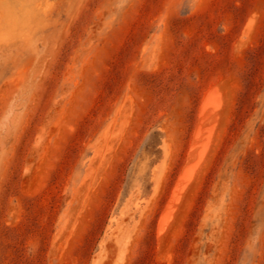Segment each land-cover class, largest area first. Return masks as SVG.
<instances>
[{"label":"rangeland","instance_id":"374dc122","mask_svg":"<svg viewBox=\"0 0 264 264\" xmlns=\"http://www.w3.org/2000/svg\"><path fill=\"white\" fill-rule=\"evenodd\" d=\"M0 264H264V0H0Z\"/></svg>","mask_w":264,"mask_h":264},{"label":"bare ground","instance_id":"6f19581e","mask_svg":"<svg viewBox=\"0 0 264 264\" xmlns=\"http://www.w3.org/2000/svg\"><path fill=\"white\" fill-rule=\"evenodd\" d=\"M226 98V97H225ZM226 100V99H225ZM206 103V102H205ZM221 104V103H220ZM216 106V105H215ZM216 122V121H215ZM208 130V129H207ZM202 133V132H201ZM215 133V132H214ZM199 135V134H198ZM202 139V138H201ZM206 139V138H205ZM196 142H197V140H196ZM207 149V148H206ZM209 152V151H208ZM185 171V170H184ZM193 173V172H192ZM190 174V175H193V174ZM188 178V177H187ZM188 182V181H187ZM166 225H168V224H166ZM163 227V226H162Z\"/></svg>","mask_w":264,"mask_h":264}]
</instances>
